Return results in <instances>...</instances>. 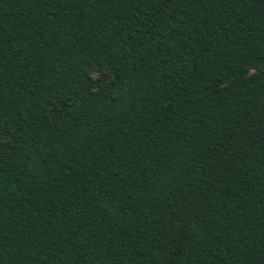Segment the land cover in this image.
I'll return each instance as SVG.
<instances>
[{
  "label": "trees",
  "instance_id": "1",
  "mask_svg": "<svg viewBox=\"0 0 264 264\" xmlns=\"http://www.w3.org/2000/svg\"><path fill=\"white\" fill-rule=\"evenodd\" d=\"M0 264H264V0H0Z\"/></svg>",
  "mask_w": 264,
  "mask_h": 264
},
{
  "label": "rangeland",
  "instance_id": "2",
  "mask_svg": "<svg viewBox=\"0 0 264 264\" xmlns=\"http://www.w3.org/2000/svg\"><path fill=\"white\" fill-rule=\"evenodd\" d=\"M253 72H254L253 69H250V70H249V74H250V73H253ZM93 75H94L95 78H97V77H99L100 72H95V71H94V72H93Z\"/></svg>",
  "mask_w": 264,
  "mask_h": 264
}]
</instances>
